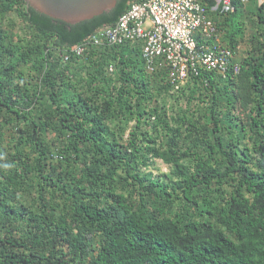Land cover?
<instances>
[{
	"label": "trees",
	"instance_id": "trees-1",
	"mask_svg": "<svg viewBox=\"0 0 264 264\" xmlns=\"http://www.w3.org/2000/svg\"><path fill=\"white\" fill-rule=\"evenodd\" d=\"M140 1L68 25L0 0V264H264V1L209 12L249 38L237 74L175 91L130 43L64 61Z\"/></svg>",
	"mask_w": 264,
	"mask_h": 264
},
{
	"label": "built area",
	"instance_id": "built-area-1",
	"mask_svg": "<svg viewBox=\"0 0 264 264\" xmlns=\"http://www.w3.org/2000/svg\"><path fill=\"white\" fill-rule=\"evenodd\" d=\"M210 11L203 0H142L133 2L112 27L94 33L81 44L66 51L81 57L91 46L134 44L141 48L148 74L161 73L175 91L201 72L226 75L231 66L237 74L239 63H233L240 46L232 50L224 45L216 22L209 16L221 9L234 10L231 0H215ZM248 3L250 0H241ZM264 0H258L261 4ZM109 71L115 72L114 66Z\"/></svg>",
	"mask_w": 264,
	"mask_h": 264
},
{
	"label": "water",
	"instance_id": "water-1",
	"mask_svg": "<svg viewBox=\"0 0 264 264\" xmlns=\"http://www.w3.org/2000/svg\"><path fill=\"white\" fill-rule=\"evenodd\" d=\"M118 1L119 0H26L28 6L36 12L52 19L63 21L68 25H77L81 22L101 16L104 13H109L116 8ZM109 27L112 26L98 29L95 33L104 31Z\"/></svg>",
	"mask_w": 264,
	"mask_h": 264
},
{
	"label": "rangeland",
	"instance_id": "rangeland-1",
	"mask_svg": "<svg viewBox=\"0 0 264 264\" xmlns=\"http://www.w3.org/2000/svg\"><path fill=\"white\" fill-rule=\"evenodd\" d=\"M14 16H12L10 19H13ZM252 27V26H251ZM250 28V27H249ZM251 30V28H250ZM248 38V37H247ZM249 39V38H248ZM245 40L244 43H241L240 45V56H244L246 55L247 51L249 50V41ZM182 104L183 101L180 99L179 102ZM125 138H128V135L125 136ZM144 171H146V173H150L152 174V177L157 179V178H163V175L165 174H169L171 172V166H169L168 164L164 163L162 160H155V162L150 163L148 167L144 168Z\"/></svg>",
	"mask_w": 264,
	"mask_h": 264
}]
</instances>
